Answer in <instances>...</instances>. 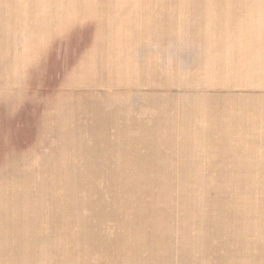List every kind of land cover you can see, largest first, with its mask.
<instances>
[{
	"label": "rangeland",
	"instance_id": "374dc122",
	"mask_svg": "<svg viewBox=\"0 0 264 264\" xmlns=\"http://www.w3.org/2000/svg\"><path fill=\"white\" fill-rule=\"evenodd\" d=\"M0 264H264V0H0Z\"/></svg>",
	"mask_w": 264,
	"mask_h": 264
}]
</instances>
